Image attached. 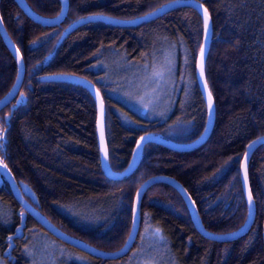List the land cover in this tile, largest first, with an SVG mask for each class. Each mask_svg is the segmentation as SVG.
<instances>
[{
  "label": "trees",
  "instance_id": "obj_1",
  "mask_svg": "<svg viewBox=\"0 0 264 264\" xmlns=\"http://www.w3.org/2000/svg\"><path fill=\"white\" fill-rule=\"evenodd\" d=\"M169 1L70 0L59 24L44 25L25 14L15 0H0L3 24L24 61L17 94L0 109V131L6 135L0 161L17 181L32 188L36 200L30 196L28 200L50 221L102 250H116L125 242L136 190L155 175L173 177L184 186L208 231L231 232L247 217L240 164L247 144L264 134V0H197L212 22L205 62L215 104L212 130L191 150L145 143L139 164L122 179H112L102 169L97 106L90 90L71 80L43 79L74 75L98 89L105 104L106 142L114 171L129 164L143 134L158 133L179 143L193 141L207 120L196 78L204 36L196 8L177 6L137 24L90 20L62 37L81 17L133 19ZM26 2L48 17L61 8L59 0ZM165 63L171 65L175 85L172 101L164 114L143 113L126 95L147 86L148 76L144 80L139 71L148 75ZM16 74L15 59L0 36V98ZM6 118L10 119L5 122ZM248 177L255 218L245 234L231 240L204 236L195 228L180 193L166 182H156L143 194L133 246L115 259L92 255L56 238L28 213L21 227L24 210L2 178L0 264H36L37 250L31 245L37 237L60 242L89 264H116L132 259L146 233L154 231L163 237L175 264H264V143L250 156Z\"/></svg>",
  "mask_w": 264,
  "mask_h": 264
},
{
  "label": "water",
  "instance_id": "obj_2",
  "mask_svg": "<svg viewBox=\"0 0 264 264\" xmlns=\"http://www.w3.org/2000/svg\"><path fill=\"white\" fill-rule=\"evenodd\" d=\"M15 1L18 4V6L23 10V12L25 14H27L34 21L41 23V24H44V25L59 24L64 19V17L66 16V13H67V11H66V13L60 18V20L58 22L53 21V18L56 17L61 12V8L63 6V0H59L60 5H61L59 13L55 16H52V17L43 16V15H40L39 13L35 12L28 5L26 0H15ZM68 5H67V10H68ZM182 5H188V6H192V7L196 8L198 10V12L201 14L202 19H203L204 36H203V41H202L201 46L206 45L207 52H206V56L204 59V76L203 77L200 76V59H201L200 51L198 53L197 62H196V78H197V82H198L200 91L204 97L206 107H207L206 125H205L203 132L200 134V136H198L193 141L187 142V143H179V142L167 139L164 136H162L161 134L153 133V132H149V133L142 135V136H146V135L150 134L151 138L149 141L162 144L164 146H167L169 148H172V149L178 150V151L191 150V149H194V148L198 147L199 145H201L208 138V136L212 130L213 124H214L215 104H214L213 96L211 94L213 105H214V111L210 117L209 116V109H208V95H209L210 89L208 87L206 76H205V62H206V57H207V53H208V50L210 47V42H211V37H212V22H211L210 15L207 12V9L202 4V2L197 1V0H172V1H169L165 4H163L162 6H164V7L160 6L157 9H155L149 13H146L140 17H137V18L122 20V19L109 17L110 19H106V20L113 21V22L118 23V24H137V23H141L143 21H149V20L155 19L156 17L162 15L166 11H168L174 7L182 6ZM205 10H206V15H207V19H208V23H209V27H210V31L207 35V39L205 38ZM150 13H151V15H149ZM90 16H94V15H90ZM86 17H89V16H86ZM41 18H43V19H41ZM78 20H76V21H78ZM46 21H48V22H46ZM88 21H90V20H88ZM85 22H87V21H85ZM82 23H84V22H82ZM82 23H80V22L72 23L63 32L62 37H64L69 31H71L73 28H75L76 26H78ZM0 36L2 37L3 42L5 43V45L7 46L9 51L11 52V54L13 55L15 62H16V65H17V74H16V78L14 80V83L12 84L9 91L4 96H2L0 98V109H1L2 107L7 105L14 98V96L17 94V92L20 88V85L22 83L23 76H24V61H23V58H22V55H21L19 49L17 48L16 44L14 43V41L12 40L10 35L8 34L6 28L3 24L1 15H0ZM18 72H19V78H18ZM43 79L44 80H51V79L71 80V81H75V82L82 84L83 86H85L86 88H88L90 90V92L92 93V95L95 98L96 106H97V138H98V145H99L102 169L108 177L115 179V180L122 179L125 176L130 175L135 170V168L137 167V165L140 162L143 148H142L140 154L135 157V159L133 157V153H134V150H133L132 157H131L129 164L121 171H114L110 167L109 156L107 157V163H105V160H104L105 150L107 151V154H108L106 134H105L106 111H105V104H104L103 97L100 94V92L98 91V89L94 86V84L91 83L90 81H88L87 79L83 78V77L74 76V75H67V74L50 75V76L43 77ZM261 137H264V134L254 138L253 140H251L247 144L245 152L248 151L249 155H248L247 160H246L245 159V152H244L242 160H241L240 179H241V184H242V190H243L245 200L247 203V208H248L247 217H246V220L248 221V226L245 227L243 231H238L239 229H241V227L243 225H245V221H246L245 220L244 223L239 228H237L236 230H233L231 232H227V233H233V232L237 233V235L232 236V237L225 236V234H227V233H215V232L208 231L203 226V224L200 220L196 205H195L192 197L188 193V191L184 188V186L178 180H176L175 178L170 177V176H165V175L151 176V177L147 178L146 180H144L140 184V186L136 190V193H135L134 198H133L131 225H130V230H129L128 236L120 248H118L116 250H112V251H106V250L99 249L96 246H94L88 242H85L84 240H82L80 238H77L73 235H70L69 233L60 229L52 221H50L44 214H42L40 212V210L38 208H36L26 198L27 196H30L33 200H36V195H35L34 191L32 190V188L27 183H25L23 181H17L15 179V177L13 176V174L11 173V171L9 170V168L4 163H2L1 161H0V185L2 184V180H3L2 178H5L10 185V188L13 192L14 197L18 200L22 209L24 210V212L21 216L22 217V219H21L22 223L20 225L21 227L24 226V222H23L24 217H25L26 213H28L31 216H33L34 219L42 227H44L48 232H50L56 238L66 242V243H69L72 246H75L81 250H84V251H86L92 255L102 257V258L115 259V258L122 257L133 246L134 241H135L137 234H138V231H139V226H140V206H141L143 194L150 185H152L153 183H156V182H166V183L172 185L180 193V195L182 196V198L184 199V201L187 205V208L189 210V213H190V216H191V219H192V222H193L195 228L201 234H203L204 236H206L208 238L215 239V240H231V239L237 238V237L245 234L249 230V228L251 227V225L254 221V218H255V203H254L253 197H252V208H251V210L249 209L248 197H249V194H251V196H252V193H251L250 184H249V177H248V163H249V159H250L252 152L255 150V148L257 146H259L260 144H263L264 141L256 143L251 149H249L248 146L250 145V143H252L253 141H257ZM140 138L138 139V141H140ZM149 141H147V142H149ZM147 142H145V143H147ZM136 147H137V143H136L134 149H136ZM138 191H139V197L137 195ZM250 211H251V215H250ZM16 235H18V234H16ZM263 240H264V222H263Z\"/></svg>",
  "mask_w": 264,
  "mask_h": 264
},
{
  "label": "rangeland",
  "instance_id": "obj_3",
  "mask_svg": "<svg viewBox=\"0 0 264 264\" xmlns=\"http://www.w3.org/2000/svg\"><path fill=\"white\" fill-rule=\"evenodd\" d=\"M165 64H160L157 70H153L152 73L149 72L148 75L143 71H139L144 80L148 76L147 86L133 89L126 95L128 102L133 103L143 113L150 115L164 114L172 101L170 93L175 86L172 82V69L170 64ZM156 73L162 74L156 75ZM157 233V231L147 232L141 249L136 251L133 258L116 264H175L169 253H167V244L162 239L163 237H160ZM31 246L35 248V251L37 250L36 264H89L84 256L55 240L48 243L42 237H37L33 240Z\"/></svg>",
  "mask_w": 264,
  "mask_h": 264
},
{
  "label": "snow or ice",
  "instance_id": "obj_4",
  "mask_svg": "<svg viewBox=\"0 0 264 264\" xmlns=\"http://www.w3.org/2000/svg\"><path fill=\"white\" fill-rule=\"evenodd\" d=\"M68 4H70V0H63V6L61 8V12L56 17L53 18L54 22H58L60 20V18L66 13ZM161 7H164V6H161ZM149 15H151V13ZM41 19H43V18H41ZM102 19H110V18L102 16V15H94V16H89V17H81L78 21H74L73 23H78V22L82 23V22H85V21H88V20H102ZM46 22H48V21H46ZM209 31H210V27H209L207 15H206V10H205V38L206 39H207V35H208ZM206 52H207L206 45H202L201 49H200V56H201V59H200V76L201 77L204 76V59H205V56H206ZM161 74L162 73H156V75H161ZM18 78H19V72H18ZM208 109H209V116L211 117V115H212V113L214 111V105H213L212 96H211L210 92H209V95H208ZM7 119H10V118H6L5 122H7ZM150 138H151L150 134L146 135V136H142L140 138V141L137 142L136 149H134V153H133L134 159H135V157L137 155L140 154V152H141V150H142V148L144 146V143L149 141ZM5 140H6L5 133L3 131H0V151H2V149L4 147H6ZM261 141H264V137H261L257 141H253L252 143H250V145L248 146L249 149H251L256 143L261 142ZM248 155H249V152L246 151L245 152V159L246 160H247ZM107 157H108V154H107V151L105 150V154H104L105 163H107ZM137 195L139 197V191H138ZM248 200H249V209L251 210V208H252V196H251V194H249ZM250 215H251V211H250ZM247 226H248V221L246 220L245 221V225H243L241 227V229H239L238 231H243L244 228L247 227ZM235 235H237L236 232L225 234V236H227V237H232V236H235Z\"/></svg>",
  "mask_w": 264,
  "mask_h": 264
},
{
  "label": "flooded vegetation",
  "instance_id": "obj_5",
  "mask_svg": "<svg viewBox=\"0 0 264 264\" xmlns=\"http://www.w3.org/2000/svg\"><path fill=\"white\" fill-rule=\"evenodd\" d=\"M27 197H28V196H27ZM27 197H26V198H27ZM27 199H28V198H27Z\"/></svg>",
  "mask_w": 264,
  "mask_h": 264
}]
</instances>
